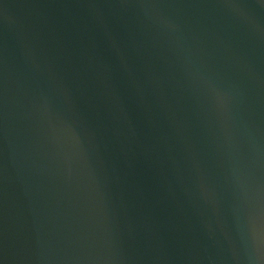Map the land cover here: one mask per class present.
I'll use <instances>...</instances> for the list:
<instances>
[{
  "label": "water",
  "instance_id": "1",
  "mask_svg": "<svg viewBox=\"0 0 264 264\" xmlns=\"http://www.w3.org/2000/svg\"><path fill=\"white\" fill-rule=\"evenodd\" d=\"M0 264H264V0H0Z\"/></svg>",
  "mask_w": 264,
  "mask_h": 264
}]
</instances>
